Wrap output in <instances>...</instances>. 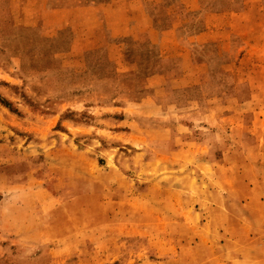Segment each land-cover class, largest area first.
Returning <instances> with one entry per match:
<instances>
[{
	"label": "rangeland",
	"instance_id": "obj_1",
	"mask_svg": "<svg viewBox=\"0 0 264 264\" xmlns=\"http://www.w3.org/2000/svg\"><path fill=\"white\" fill-rule=\"evenodd\" d=\"M12 1L0 12V34L38 22L44 8L66 7L76 38L100 36L101 45L47 49L22 69V85L0 81L5 109L14 105L1 89L36 95V109L58 112L51 122L41 118L33 142L28 124L22 133L0 128V264H264V0L170 3L175 16L206 34L207 63L197 69L175 67L178 60L191 65L190 51L159 44L152 20L160 0L135 4V44L115 14L119 0ZM149 33L152 43L140 42ZM14 47L0 58L6 66L17 61ZM193 70L196 79L173 82ZM85 73L92 78L80 84L88 85L72 86ZM71 88L82 98L111 97L126 115L130 108L124 128L135 120L136 141L94 134L103 146L88 142L90 131L79 125L100 116L81 109L82 101L62 110ZM209 106L215 119L188 115ZM246 117L259 127L254 136L236 127ZM248 136L257 144L236 146ZM214 140L234 145L224 165L209 164L225 152L211 147ZM247 229L259 239L256 250L240 253L247 247L233 243L228 259L215 260L214 239H244Z\"/></svg>",
	"mask_w": 264,
	"mask_h": 264
},
{
	"label": "crops",
	"instance_id": "obj_2",
	"mask_svg": "<svg viewBox=\"0 0 264 264\" xmlns=\"http://www.w3.org/2000/svg\"><path fill=\"white\" fill-rule=\"evenodd\" d=\"M139 0H119L116 2H119L118 5L115 6V14H117L121 19V21L124 24V29L130 30L129 40L133 41L134 44L137 42L136 38V32L132 31V27L135 26V22L137 20L136 14V7L135 4ZM159 2V3H158ZM158 2H155L156 4L153 6L154 8V16H153V30L156 32V37L159 39V44L164 46V51H190L193 55V62L191 65L184 64L182 61L178 60L177 63H175V67L184 69V65L190 67V69H197L200 68V66H203L207 63L208 59V49L210 45H207L206 39L202 41V35L205 36L206 34H201L200 30L196 27L194 28V25H190L189 23L183 22L181 19H179L178 16H175L171 7L170 3L174 5L175 0H160ZM168 2V3H167ZM194 0V4H195ZM13 4L12 0H0V12L7 11ZM98 5H101L100 2L97 3ZM99 8V7H97ZM104 9V6L97 10L99 14L100 10L102 11ZM68 14V10L66 7L63 9L61 8H52L45 9L43 11V17L39 20H36L38 22L33 23H24L21 26H16L14 28V31L10 34H0V58L4 56V52L6 51V48L8 49V46H15L14 50L12 51L14 53L15 58H17V61L14 60L13 66H6L4 65L3 61H0V81L10 82L11 84L15 85H22L23 84V78L21 71L24 67H32L33 61L37 57H42L45 54H41L42 51L46 52L47 49L48 52L58 50L57 52H82L86 50H94L97 49L101 44L100 42V36H91L89 38H76L75 32L73 30L72 24L66 19ZM71 14V13H70ZM99 14H97V19L99 18ZM104 14V13H102ZM35 16H31L32 18H37ZM49 18V22L46 24V19ZM51 18L52 21H51ZM188 24L190 26H188ZM132 26V27H131ZM45 29V30H44ZM203 30V29H202ZM152 31V32H154ZM150 34V33H149ZM147 34L142 38L140 42L146 41L147 43L150 42L151 34ZM16 38L21 39L22 38V48L20 49V43H18ZM27 39V40H26ZM145 39V40H144ZM25 40L28 41L25 43ZM90 43H94V45H91V47H88ZM96 43V45H95ZM8 44V45H7ZM47 44V45H46ZM155 44V41L153 42ZM137 50L135 46L130 47V49ZM148 48H152V45H150ZM43 53V52H42ZM206 53V54H205ZM27 57V59H26ZM73 67L69 68L72 69ZM81 68V67H80ZM177 78L174 77L173 82L181 83L183 81L192 80L197 78V72L193 70L191 73H187L186 75H177ZM92 76L85 73L82 75L78 80L72 81L73 83L77 84L76 89H81V87H85L88 84H80V80H86L91 79ZM104 82V81H102ZM172 82V81H171ZM67 84V83H66ZM71 93L66 94L64 99L60 100V103L62 105L64 104V108L62 110H69L76 108L78 103L82 101V104L80 106L81 109H84V111H88V114H91L93 116H100V118L93 120L92 123H82L79 125L82 129L86 131H90V135H88L87 140L88 142H95L97 141L101 146L102 144V138H98L94 134H97L98 136H101L103 138H106L105 136L111 135L114 136L113 138H116V140H124L123 142H129L130 144L136 141V135L135 132H133L132 128H134L137 123L131 122L128 124V129L126 130L125 120L128 119L131 120V109L129 108V112L126 115L124 112L126 109L118 107L117 104L114 105V100L111 97H97L96 92H90L86 94L87 97H79V94H75L73 92V88H71ZM2 96H6V98L13 103L14 105V111H10L8 109H5L0 104V128H4L5 130H9L10 132L12 129L16 133H22L25 128V124L30 125L28 127V130L30 132H39L37 129L38 127L36 125H42L39 124L41 118L45 117L51 122V118L55 116L56 114L53 113H46V112H40L38 109H36V95H30L31 93H27L24 98L10 94L5 92L3 89ZM47 99V98H46ZM55 99L53 96L48 97V100ZM88 102V103H87ZM69 111H72V110ZM62 110H60V113H62ZM234 109L232 113L225 114L227 117L229 115L233 116L235 112L238 110ZM206 114H209V120L211 118L216 117L218 115L217 111L213 109V106H209L206 108H200L196 110H192L188 113L189 116H193L198 120V118L201 116H204ZM103 116H106V118H102ZM135 118V114L132 115ZM219 116V115H218ZM225 116V117H226ZM109 117V118H107ZM221 117V116H220ZM248 117H246L244 120H242L241 124H236V127H243L240 129V132H244L246 134L250 133L251 136H254L257 131L259 130V127L256 129H252L250 127H253V125H250L248 121L246 120ZM78 124H72V126H77ZM43 126V125H42ZM211 126V125H210ZM250 128V129H249ZM221 131V129H219ZM213 131V128L212 130ZM93 132V133H92ZM216 132H214L215 136ZM93 134V135H92ZM248 136L247 140L245 139H239V142H237V147L240 148L245 146L246 144H257L254 143L253 137ZM31 141H35L37 138H41L35 133H33L31 136ZM126 137L128 140H126ZM250 139V140H249ZM23 139H20L22 141ZM132 145V144H131ZM201 145L206 146L204 143H201ZM200 145V146H201ZM209 144H207L208 146ZM211 147H218L220 149H225V152L223 156H220L219 158L212 159L209 161V164H222L224 165V162L226 160V152H228L227 149L229 147L234 146L231 144L228 140H214L211 143ZM247 159V156L245 157ZM257 161H255L256 163ZM252 163H254V160H252ZM247 228V227H246ZM245 228V231H246ZM228 233H226L227 235ZM245 234V233H244ZM227 237V236H226ZM214 239V247L212 249V253L214 255L215 260L220 259L222 257H226L228 259L227 251L229 248V245H232L233 243H236L240 246H246L247 251L240 249V253H251V250H256V246L259 243V239H256V236L253 234L251 235L250 229H247V234L245 235L244 239ZM222 243V244H221ZM239 253V255H240ZM210 256V255H209ZM235 257V256H234ZM237 258H240L239 256H236ZM212 259V258H211ZM241 263L243 264L242 260Z\"/></svg>",
	"mask_w": 264,
	"mask_h": 264
}]
</instances>
